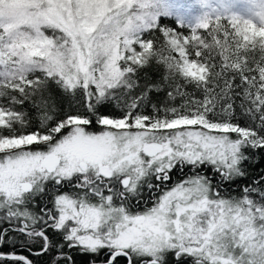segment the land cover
Listing matches in <instances>:
<instances>
[{
	"label": "snow or ice",
	"instance_id": "1",
	"mask_svg": "<svg viewBox=\"0 0 264 264\" xmlns=\"http://www.w3.org/2000/svg\"><path fill=\"white\" fill-rule=\"evenodd\" d=\"M198 2L190 35L160 23L186 0L0 3V99L30 100L40 125L18 132L27 113L0 104V264H33L15 249L37 239L50 264H264V175L239 196L220 189L264 154V0L259 23ZM153 58L181 103L145 114L162 88L137 94L135 75ZM49 80L67 110L44 95ZM145 187L161 194L140 210Z\"/></svg>",
	"mask_w": 264,
	"mask_h": 264
},
{
	"label": "trees",
	"instance_id": "2",
	"mask_svg": "<svg viewBox=\"0 0 264 264\" xmlns=\"http://www.w3.org/2000/svg\"><path fill=\"white\" fill-rule=\"evenodd\" d=\"M224 22V21H223ZM160 23L162 26H167L169 28H172L176 31L181 32L182 35H190V29L191 27H194L198 22L192 21L189 23L181 22L179 23L175 16L172 14L164 13L160 15ZM212 25H209V28H211ZM208 32V29H200L198 30V34L202 36H206ZM152 36H155L157 38L160 37V33L158 31H153L150 35H148L146 38H151ZM220 38L222 39V33L220 34ZM157 46H159L162 43L161 39H157L156 42ZM138 50V49H136ZM177 58H178V54ZM165 76H166V67L162 64L157 62L156 58H153L149 61V63L143 67L138 68V71L135 75V79L138 80L140 87L136 90L137 94L144 90L149 85H160L162 90L152 91L149 92V98L150 103L143 109L145 114H151L152 111V104H156L158 107L168 106H178L181 103L180 98L178 97L175 101L169 100L167 97V94L169 91H171V88H169L168 84L165 83ZM33 78V77H30ZM188 91H192V88L189 87ZM14 95L19 96V93H13ZM44 95L48 96L51 95V97L55 100L58 108L61 110H67V99L64 97V94L61 92L60 88L51 80L48 81L46 85V89L44 91ZM79 95V94H78ZM0 104H3L5 107H12L14 111L17 112H25L27 113V126L24 128H20L19 125H16L18 132H30L37 127H39V119L37 115V109L33 107L32 102L30 100H25L23 104H17V105H9L6 100L0 99ZM237 115H239V112H237ZM244 118L240 117V123L243 124ZM90 131L97 130L96 128H90L88 129ZM234 135V134H233ZM242 168L246 170L247 175L244 177H238L234 182H229L220 185L221 193L224 196H239L240 190L247 184H250L253 179H258L260 175H264V154L257 153L256 157L250 161H245L242 165ZM203 171V169H201ZM186 174H190V169L185 168L183 172H180L179 169L175 171V173L172 175V183H176L179 179H182ZM217 180L219 177L216 178ZM152 183H156L155 177L151 178ZM213 183L215 184L216 181L214 180ZM171 186V184L167 185V187ZM165 187L162 185V188ZM65 190H71V189H65ZM160 193V191H155L154 193L148 192V189L145 187L144 189V195L138 205V208L142 210L145 206L149 207L151 205V200L154 199V196H157ZM39 198H41L39 201L36 200L34 203L35 211L39 212L38 208L41 206V203L43 200L48 199V195H39ZM145 201H147V205H145ZM136 202L133 201V204ZM31 206V205H30ZM41 244L42 242L37 239L32 245L29 251H38L35 253L28 252L26 253L29 258L33 261V264H50V261L52 259V253L48 254H40L37 255L36 253H39L41 251ZM26 248H20L19 246L16 247V252H25V250H21ZM4 251H8V248H5ZM75 259L77 261V264H83L84 260L86 258L81 257L79 254L74 253ZM175 256L174 254H170L168 257L169 264H175ZM123 264V261L121 262ZM184 264H192V261L190 258H186L184 261Z\"/></svg>",
	"mask_w": 264,
	"mask_h": 264
},
{
	"label": "rangeland",
	"instance_id": "3",
	"mask_svg": "<svg viewBox=\"0 0 264 264\" xmlns=\"http://www.w3.org/2000/svg\"><path fill=\"white\" fill-rule=\"evenodd\" d=\"M3 2L4 0H0V3ZM186 3L189 5L188 10L185 11L183 15H174L176 20L179 23H189L192 21L199 22L204 17L207 9L202 7L198 0H186ZM212 3L219 9L220 12L229 11L243 17L252 18L259 23L256 13L259 11L261 0H212ZM224 23H226V21H224ZM48 34L50 35L51 33L48 32ZM135 47L138 49L137 51H140L138 46ZM170 187L171 186H169V188ZM160 194L161 193L157 196ZM152 201L153 199L150 201L151 205ZM151 205L149 207H151Z\"/></svg>",
	"mask_w": 264,
	"mask_h": 264
},
{
	"label": "flooded vegetation",
	"instance_id": "4",
	"mask_svg": "<svg viewBox=\"0 0 264 264\" xmlns=\"http://www.w3.org/2000/svg\"><path fill=\"white\" fill-rule=\"evenodd\" d=\"M41 198H39V195L35 198V200H34V202L33 203H35L36 202V200L37 201H39ZM35 209H37V208H35ZM34 209V210H35ZM40 209V207L38 208V210ZM7 225H0V227H6ZM22 251L23 250H25V249H21ZM20 252V251H19ZM28 252H31V253H35V252H38V251H29V250H27V248H26V250H25V252H21V254H24L25 256H27L28 258H29V256L26 254V253H28ZM30 259V258H29Z\"/></svg>",
	"mask_w": 264,
	"mask_h": 264
},
{
	"label": "bare ground",
	"instance_id": "5",
	"mask_svg": "<svg viewBox=\"0 0 264 264\" xmlns=\"http://www.w3.org/2000/svg\"><path fill=\"white\" fill-rule=\"evenodd\" d=\"M17 253H21V252H17Z\"/></svg>",
	"mask_w": 264,
	"mask_h": 264
},
{
	"label": "water",
	"instance_id": "6",
	"mask_svg": "<svg viewBox=\"0 0 264 264\" xmlns=\"http://www.w3.org/2000/svg\"><path fill=\"white\" fill-rule=\"evenodd\" d=\"M19 254H21V253H19ZM22 255H24V254H22Z\"/></svg>",
	"mask_w": 264,
	"mask_h": 264
}]
</instances>
